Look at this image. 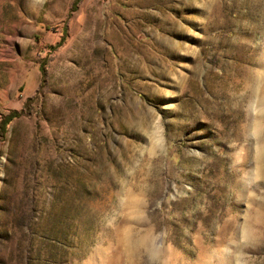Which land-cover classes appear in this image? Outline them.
I'll use <instances>...</instances> for the list:
<instances>
[{
    "label": "rangeland",
    "instance_id": "374dc122",
    "mask_svg": "<svg viewBox=\"0 0 264 264\" xmlns=\"http://www.w3.org/2000/svg\"><path fill=\"white\" fill-rule=\"evenodd\" d=\"M262 104L264 0H0V264H264Z\"/></svg>",
    "mask_w": 264,
    "mask_h": 264
},
{
    "label": "clouds",
    "instance_id": "9594fccd",
    "mask_svg": "<svg viewBox=\"0 0 264 264\" xmlns=\"http://www.w3.org/2000/svg\"><path fill=\"white\" fill-rule=\"evenodd\" d=\"M254 111L257 113H264V104H262L260 107L255 108ZM159 238H160L159 235L153 236L150 238L151 244H152L150 259H157L159 257V248L162 247L156 244V241ZM250 238H251V234L247 230L242 232V235H241L242 241H248ZM148 239L149 238L147 237L145 238V240H148ZM237 264H241V262L238 261Z\"/></svg>",
    "mask_w": 264,
    "mask_h": 264
},
{
    "label": "trees",
    "instance_id": "16d2710c",
    "mask_svg": "<svg viewBox=\"0 0 264 264\" xmlns=\"http://www.w3.org/2000/svg\"><path fill=\"white\" fill-rule=\"evenodd\" d=\"M15 116H17V114L16 113H11V114H9V115H7L6 116V119H5V125L7 124V123H9V121L12 119V118H14Z\"/></svg>",
    "mask_w": 264,
    "mask_h": 264
}]
</instances>
